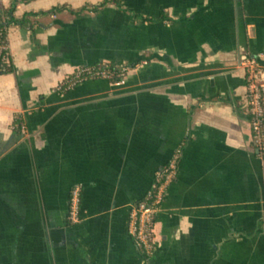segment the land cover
Masks as SVG:
<instances>
[{
	"label": "crops",
	"instance_id": "0c3cea01",
	"mask_svg": "<svg viewBox=\"0 0 264 264\" xmlns=\"http://www.w3.org/2000/svg\"><path fill=\"white\" fill-rule=\"evenodd\" d=\"M57 7L32 19L35 39L8 30L0 264H264V159L240 107L242 61L264 65V0H20L15 15ZM100 63L130 71L60 90ZM180 148L145 257L130 213Z\"/></svg>",
	"mask_w": 264,
	"mask_h": 264
},
{
	"label": "built area",
	"instance_id": "2783aa9c",
	"mask_svg": "<svg viewBox=\"0 0 264 264\" xmlns=\"http://www.w3.org/2000/svg\"><path fill=\"white\" fill-rule=\"evenodd\" d=\"M6 52V53H5ZM0 60L10 64L8 46L2 43L0 33ZM246 72V93L240 107L248 115L252 146L264 159V65L256 58H245L242 61ZM130 71L128 67H112L109 63L79 68L64 82L63 88L72 89L88 80L116 78L124 79ZM25 126H22V130ZM182 157V149H178L168 164L156 173L155 180L147 196L132 208L129 218V234L136 247L145 257H150L156 248L155 225L157 214L161 210L169 186L177 177ZM82 219V188L75 186L70 195L69 222L77 224Z\"/></svg>",
	"mask_w": 264,
	"mask_h": 264
},
{
	"label": "trees",
	"instance_id": "16d2710c",
	"mask_svg": "<svg viewBox=\"0 0 264 264\" xmlns=\"http://www.w3.org/2000/svg\"><path fill=\"white\" fill-rule=\"evenodd\" d=\"M19 2H20V0H13L11 2V5L8 8L0 9L1 41H2V43H4L7 46H8V30L11 26L16 25V26H20L22 28L31 29L33 32V37L35 39L36 30H34V22L32 19L37 17L39 14L40 15H48V14L60 11L62 9V7H57V8L52 9L49 12L28 13L22 19H18L16 17L15 13H16ZM106 3H107V1H105L102 5H105ZM77 12L73 11V13H77ZM8 52H9V46H8ZM9 54H10V52H9ZM111 66L114 67L113 65H111ZM14 71H15V66L11 60V57H10V64H5L2 60H0V75L8 74V73H11ZM122 81H123V79L116 78L112 82L119 83ZM16 123H17V121H16ZM17 126H18V123H17ZM18 128H20V126H18L16 129L18 130Z\"/></svg>",
	"mask_w": 264,
	"mask_h": 264
}]
</instances>
